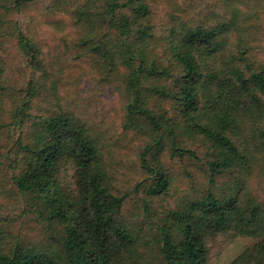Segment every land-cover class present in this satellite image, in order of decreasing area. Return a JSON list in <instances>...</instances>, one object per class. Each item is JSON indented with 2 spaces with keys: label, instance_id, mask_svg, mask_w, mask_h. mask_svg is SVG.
Instances as JSON below:
<instances>
[{
  "label": "trees",
  "instance_id": "obj_1",
  "mask_svg": "<svg viewBox=\"0 0 264 264\" xmlns=\"http://www.w3.org/2000/svg\"><path fill=\"white\" fill-rule=\"evenodd\" d=\"M150 1L0 0V181L23 202L0 216V264H209L221 232L259 238L230 264H264V0H184L160 33ZM83 76L116 88L137 175L71 106Z\"/></svg>",
  "mask_w": 264,
  "mask_h": 264
},
{
  "label": "rangeland",
  "instance_id": "obj_2",
  "mask_svg": "<svg viewBox=\"0 0 264 264\" xmlns=\"http://www.w3.org/2000/svg\"><path fill=\"white\" fill-rule=\"evenodd\" d=\"M183 1L184 0L150 1L151 13L149 22L154 24V26L157 28V32H161L162 27L169 22L170 15L175 13V9L178 3L182 4ZM215 4L216 1L208 3L204 10H200L201 8L196 6L195 14L197 19L204 22H215L213 9L216 11L218 10V7H215ZM182 6V8L186 7L184 5ZM187 19L189 20V18ZM48 31L49 29L41 30V35L45 37V33ZM94 32L96 34H102L103 30L95 29ZM56 47L57 46L55 45V48ZM54 51L50 53L52 54ZM50 53L48 52L46 54L47 61L52 58L50 56ZM53 62L58 63L57 65H55L56 67H61V64H63V62L59 59H53ZM96 71L97 74L101 73V69L99 66H97ZM10 75L12 77L11 80L17 78L18 80H22L24 78L22 72L20 71L19 76L12 74V72H8L9 77ZM83 77L77 78V80H75L73 83L76 87V90H78L79 95L73 94V96H69V99L71 100V106L75 107V112L79 113L77 114V116L86 121L90 127L95 126L98 131H101V129L97 128L96 126L102 124V126H105L108 129L105 132L114 136L113 138L108 140L105 152H107V155L114 154L116 156L115 158H111L112 160H115L114 166L120 160L132 165L130 168H128V171L126 173L123 169L120 168V171L123 173H119L118 178L124 180L128 172L129 174H133L134 176L137 175V173L140 171V153L141 150L144 149L143 140L142 138L134 137L133 135L132 137H129L127 135L130 133L124 132V126L122 127L123 122L121 123V119H119L121 109L120 105L122 104V100L117 96V94H114V92L117 91L116 88L113 85H108L107 92L104 94H99L94 89V87L96 86H94V83L92 82V80L94 79ZM72 80L73 78L71 79V81ZM96 120H99L97 124L95 122ZM116 129L117 131H115ZM171 164L175 165V167L179 166L174 161H171ZM178 168L181 169L183 167ZM74 171V167H70L69 170L66 172L65 179L67 183L72 184V182H74ZM196 172L197 175L202 178V171L196 170ZM123 175H125V177ZM179 175L182 176V174ZM179 175L177 176L178 178ZM229 177L230 175L228 174L227 179ZM257 178H259L257 175H252V177H249L250 188L248 189L254 194L260 196L261 198H264V181L260 178ZM176 197V195L170 192L168 194H165L163 197L156 199L155 203L160 205V210L162 211L164 210V208L173 206L176 201ZM20 202H22L21 196L16 192V190H14L12 183L9 180H5L3 182L0 181V207H3L0 211V216H9V208H13L17 205L19 206ZM21 204H23V202ZM28 224H31L29 228L33 233L32 237L35 236L37 233V237L35 236L37 241L38 239H43V237H45L44 230L47 229L46 225L38 223V221L33 219H27L26 222H23V224H21V227L26 231V227ZM258 240V237H252L250 235L229 237V235L225 232H221L218 234V236L213 237L209 241V264L233 263V261L238 258V256L245 250L246 247L254 246L258 242Z\"/></svg>",
  "mask_w": 264,
  "mask_h": 264
}]
</instances>
